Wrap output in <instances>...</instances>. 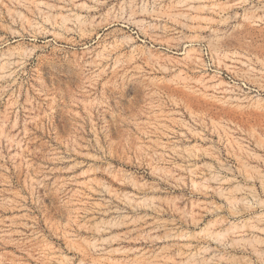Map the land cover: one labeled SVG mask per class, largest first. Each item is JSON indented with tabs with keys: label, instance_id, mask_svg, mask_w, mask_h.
I'll return each instance as SVG.
<instances>
[{
	"label": "rangeland",
	"instance_id": "1",
	"mask_svg": "<svg viewBox=\"0 0 264 264\" xmlns=\"http://www.w3.org/2000/svg\"><path fill=\"white\" fill-rule=\"evenodd\" d=\"M0 264H264V0H0Z\"/></svg>",
	"mask_w": 264,
	"mask_h": 264
},
{
	"label": "bare ground",
	"instance_id": "2",
	"mask_svg": "<svg viewBox=\"0 0 264 264\" xmlns=\"http://www.w3.org/2000/svg\"><path fill=\"white\" fill-rule=\"evenodd\" d=\"M200 9V8H199Z\"/></svg>",
	"mask_w": 264,
	"mask_h": 264
}]
</instances>
